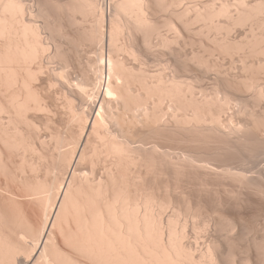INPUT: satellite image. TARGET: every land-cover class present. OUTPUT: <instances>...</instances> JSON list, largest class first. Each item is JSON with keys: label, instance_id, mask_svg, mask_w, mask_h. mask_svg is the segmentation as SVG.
Wrapping results in <instances>:
<instances>
[{"label": "bare ground", "instance_id": "bare-ground-1", "mask_svg": "<svg viewBox=\"0 0 264 264\" xmlns=\"http://www.w3.org/2000/svg\"><path fill=\"white\" fill-rule=\"evenodd\" d=\"M24 1L0 0V176H3L2 178L5 177V179H7L8 177L7 182L6 180H4L8 186L11 182H13V185L17 184V186H15L17 187L15 188V190L17 189L16 191L13 190L14 186L10 184L11 187L13 186V189L9 187L10 190L7 189L6 191L8 192H6L3 191L5 190L3 186H5L6 184L3 183L4 181L3 182L1 181L2 179L0 180L2 182V184L0 185V193L1 195L3 194V192L6 193V195L3 194L4 196H6V198L3 197V195L2 196L0 195V264H264V241L258 242L259 241L258 239L256 240V238H253L255 236L250 237L253 239L249 240V243H247L248 246L244 251H240V250L236 251L238 249H235L237 246V245L235 246L236 240H239V237L241 239L245 235L244 232L242 231H245L246 228L248 227L247 221L249 219L248 217L250 216V214L245 213L243 211V208H245L244 205L256 204L259 210H262L261 207H264L263 206L264 205V143L262 145L263 153L261 157L259 156V158L255 160L254 163L251 164V167L254 171L251 172L254 173L253 174L254 176L252 175L251 177L247 176L245 173H242L240 171H238L240 173L233 172L235 171L233 168L234 166H236L235 165V163H237L236 161L241 160L242 153L246 152L248 146L254 142V141L252 142V139L255 136L252 133L254 131L256 132V130L258 129L261 130V133L263 132L262 128L264 129V119H263L264 116L262 117V119L257 117V119H259L256 120L258 124L257 122H253L254 124L252 123L251 125L250 119H252L253 117L251 118L249 116L250 119L247 117V115H249L250 113L249 114L246 113V106H242L243 103L241 104V107L238 106L239 104L238 101L243 102V99H241L242 97L240 98L238 96H234L235 93L232 94L227 90H225L227 92L223 93L224 94L223 99H221V96H219L218 94L219 92L217 91H215V93L210 94L211 96L212 95L215 96L213 98L211 96L209 97L206 96L208 95L207 93L206 95H202V97H199L201 95H197L198 92L203 94L205 92L204 90L205 87L203 88L200 85L203 82V81L200 82L201 78L198 84L201 86V87L199 86L200 87L199 89L198 86L197 88L195 86L196 84L195 82H197V80L195 79H194L195 81L193 82L195 84H192L191 79L187 78V80L189 79V83L184 85V82H182L184 79L183 75H182L183 79L181 81L175 78L176 75H178L177 76L178 78L179 76H181L179 74L180 72L178 71H177L178 74L175 73L176 74L175 76L173 75L175 70L173 71V74L171 72L173 77L172 79L170 77H169L170 79L168 78V72L172 71L168 69L167 67L168 65L162 66V64L159 63L161 64L162 67L158 65L159 69H157L158 72H156V74H154L156 70L154 69L155 67L149 65L154 69L152 70L154 71V73L151 74L147 72L149 66H147L148 63L146 62V60L149 59L147 58L144 59L142 52L136 50L137 47L135 46V41H136L135 35L136 33L137 34L142 33L143 35H145V37H143L145 44L144 47L147 48V49L145 48V50L153 49L154 45L152 46V35L155 33L154 29H156L155 31L157 32L158 30L157 28H155L156 27L154 26L155 24L152 25V23L155 20L154 18L151 17V15L153 16L154 14L151 9V5H152L151 3L153 2L152 0H119V1L114 0L116 2L114 9H112V7L109 8V6L106 8L105 7L102 8L101 7L102 3L100 2L101 5H99V7H101L100 9L101 16H100V20L98 21H100L101 28L100 26L99 27L95 26V27L96 28L98 27V29L99 30L101 29V31L97 29V31L99 32L94 31V33L96 34L93 33L92 35L89 36L87 34L86 39L84 40H82V33H81V38H80V40H82L83 43L90 41V43L95 46V48L93 49H94V53L96 54L95 56L96 62L93 65L94 66L97 65L98 68L97 71L93 69L95 75L94 74L92 75L95 76L94 80L96 81V83H93L95 81L93 80V78H92L93 81H91L88 75L86 76L88 77L87 79L83 78L85 79V81L83 82H81L78 77H77L78 80L76 82L74 81L72 82L73 77H70L71 73L69 74V72H71L70 68H72L74 64L72 63L71 65V62L69 60L67 61L69 57H64L66 55L65 51L67 49L65 48V44L63 45L64 42L63 39L62 38H61L62 40L60 39V37H62L61 35L62 30H60L59 26L63 24L59 25L61 21L57 23L59 30L57 27L56 30L51 29V26L53 24L50 26V24L52 23V22L50 23L49 21L50 16L53 15L52 13L54 14L56 13L54 12L55 9L53 7L52 8L54 10L52 11V13L50 12L52 9L49 11L46 7L47 6V4H45L46 1H50V0H46L45 3H40L39 2L40 0L39 1L37 0L39 3L36 2L37 4H31V5H27V2ZM114 1H112V3H114ZM157 1L162 2V0H157ZM175 1H176L175 3L172 1L171 3L172 6L173 5L175 6L176 3L178 6V3L180 4L183 0H175ZM251 1H249V5L248 2H246V0L237 1L238 3H240L239 5L243 6V7L240 6L239 11L237 10L236 12L237 14L230 13L229 5L228 4L224 5L225 3L224 2L223 6L219 9H214V7H210L211 5L210 6L205 5L204 7L200 8L199 5L195 3L199 7L198 8L193 4L194 6L193 8L195 9L192 10H195L193 11V14H195V16L189 12L191 11L189 7L184 6L185 8L183 7V9H185V11L184 10L183 12L181 11L182 13L179 11L181 14L177 13L176 16L178 14L180 15V16L178 15L179 17L177 16L178 18L182 16L181 20L186 19V17L192 18L194 16L192 18V22L196 21L197 23L199 21L200 23L198 22V24H202V25L204 24V22H206L207 25L206 24L205 25L209 26L208 29L218 28L220 23H217L218 24L217 25L215 23L216 19L218 18L219 20V17H221L222 19V17L224 16L228 18L227 22L229 27L226 25V28L227 27L230 28L233 26L236 27L239 25L240 26L248 25L249 22H251L252 25L249 24L251 26L249 28L253 27L254 29H249V30H252L251 34H253L252 36L253 40L246 42L244 46L242 45L243 47L235 48L229 45L228 44L229 41L227 43L226 40L225 43L223 44L220 43L222 44L220 46L223 49L225 44H227L228 46L227 48L225 47L226 49L224 48V50L226 53L230 55H232L235 52H238L239 50L242 51L243 50L242 48L244 47H245L244 51L248 48L250 50V52L248 53L253 52V54L251 53L250 55L252 57L254 55L255 58L258 57L257 62L258 63L261 62V64L259 65L263 66L264 60L259 61L262 60L259 58L261 56H263L262 58H264V45H262L264 43L263 42L264 35L261 36L259 35L264 31V0H255V2H251ZM160 2L159 5L161 7H164L166 10H169L170 8V5L168 7L169 0L165 5L163 4L164 0L163 3H161L162 5L160 4ZM250 2L253 3L254 5H252ZM220 3L222 4V2ZM57 4H54L56 5V8H58V6L61 3H59V5ZM181 4L183 5L184 3ZM229 4H230V0H229ZM60 6H62L61 8H64V10L62 9L60 10L65 11L64 13L67 14L69 20L71 19V16H74L72 18L73 20L71 19V21H73L71 23L72 24L74 23V25L77 20V18L75 19L76 15L81 14V18L83 16V21L84 23H86L84 17L87 20L88 14L90 15L92 11L93 12L98 11L97 10L98 5L93 0L90 1L72 0L71 2L68 3H62ZM166 6L168 9L166 8ZM177 6L175 8L176 10L174 9V7H173L174 10L173 9L171 10L177 11V8L179 7ZM48 7H50V4ZM205 7L207 9L209 7L210 8L208 10H205L206 9ZM186 8L189 9L187 10ZM95 12L92 14H95ZM188 12L189 14H191V16L188 14ZM165 13L168 14L167 11H165L164 14ZM174 13H172V15ZM56 16L58 17V15ZM38 17L39 19L40 17L46 19L44 21V25L43 26L41 25L43 29H41L39 25H35L34 23H32L33 21L31 22L32 18L38 19ZM183 17L185 18L183 19ZM54 18L56 19L55 16ZM105 18H108L110 22V26L108 27L109 28L108 32L106 31V28L104 26L105 22H107V20L105 21ZM152 19H154L153 22ZM59 20L60 19H58L57 21ZM187 20L189 19H186V21ZM186 21L184 20L185 28L186 25L188 27V24L195 25V27L197 25L194 22H193L194 24L190 22L191 20L189 21L190 23ZM81 22L82 21L76 24L79 26L81 25L83 26L84 23ZM72 24L71 25L68 24V25L72 26ZM168 27L170 26L168 25ZM192 27L194 30V26ZM73 28L76 29V27H72V29ZM174 28L176 29L177 27L174 26ZM174 28L173 30H175ZM255 28L257 29V31L258 30L259 31L263 30V31L262 32L260 31L261 33L257 35L258 33H256ZM177 29L176 30L179 31V27ZM104 30L106 31V33H108V36L106 35V33H104ZM78 31H81V29L80 30L78 29ZM83 31H86V29L84 28ZM187 34L189 36V33ZM179 35L181 37V33H179ZM64 37L65 35L63 36V38ZM143 38L141 40H143ZM58 39L61 40L62 43L61 41H58ZM69 39H71V37ZM72 39L76 40L74 38ZM176 39L178 40V36ZM80 40L78 39V42H81ZM165 40H163L164 43L161 42L162 40L160 41L162 44H164L162 46V49L168 48L166 43L167 42L169 43V41L168 40L165 41ZM177 40L175 41L177 42ZM78 42L76 41L73 43L77 44ZM197 42L198 41H196V43ZM81 43L79 46H77L79 44L78 43L74 47L76 49L78 47H83L84 44ZM72 45L73 44H71V46ZM160 45L157 48H161ZM164 46L166 48H164ZM174 47H176V45ZM178 48H180L179 45ZM68 51H70V49ZM202 51L204 50L202 49ZM82 52L84 53L85 50H83ZM69 53L67 54L69 55ZM254 53L259 54V56L255 55ZM123 54H125L130 59L131 62L128 61V64L133 63L132 65H139L138 66V68L140 67L139 71H136L137 66L136 67L134 66V68H131L133 67L132 65H130L131 66L130 68L127 67V64L123 62V59L125 57L123 58L120 57V55L122 56ZM177 54L180 55V53ZM245 55L248 56L249 54L245 53ZM83 56H85V54H83ZM176 56L174 57L176 58ZM89 57L92 56L90 55ZM178 57L181 58L182 56L180 55ZM193 57L192 59H194ZM216 57L217 56H215V58ZM59 58L60 59L62 58L61 60H63V58L64 59L67 58L66 60L63 61L65 64L63 71H62L63 65H61L62 67L58 66L59 68L56 67L58 71L61 69L60 72H58L56 68L55 70L54 68L53 69L51 68L52 71L49 76H51L50 78H55L57 80L62 79L60 81V84L62 83V81H66L68 86L67 88L69 90L68 92L73 93V91L74 92L78 91V93L77 92L76 93L78 94V96L80 95L79 98L76 95V93L75 96H77V98L81 100V101L79 100L80 104L78 107V109L81 112L80 114L79 112L77 113L74 111V114L71 115V113H73V109L75 110V108L73 107L74 106L76 107V105L74 104L79 102L77 100L75 101V98H73L74 95L70 94L72 97L68 95V97L72 99V103L75 102L74 104L71 103V99L69 98H66L68 99V101L66 102L68 103L70 100L69 103H71L72 105L70 106L68 103L70 108L69 107L67 108H69V110L72 109L70 111L71 113L70 112L69 113L74 118L73 120L75 122L72 120L73 123H76V126H79L78 129H82L83 131L81 132L78 130L80 132V135L77 141H75V138L72 137H71L72 139L66 138L67 140H63L64 141L63 148L66 147L68 150L66 148L65 149L62 148L63 150L62 156L58 151L59 152L58 157L60 159L59 160L60 163L58 162V165L60 164L58 166V169L60 167L59 171L61 172L62 175H59L60 173L59 172L57 175H55L59 177H55L52 180H47L43 178L40 179L38 178L39 176H37L38 175L37 173H39L37 171L38 170L42 171L41 168L44 169L43 166L45 165L44 163L45 160L50 158L48 157V155H44L41 157V154H44L43 151L46 150L45 148H47V146L41 149L42 153L40 152L39 149V153H38L37 145L40 144L41 146H44L46 143L43 142L42 138L38 135L39 129L37 130V127L39 125L36 126L33 125L32 121L35 119L30 121L29 118H32L30 117L31 116L30 114L33 113L34 111L36 112V113L34 112V115H37L38 114L37 112H42L41 115L43 113L45 114L48 113L49 115L58 114L56 112L54 113L52 110H56L57 108L56 111H58L59 109L58 107L61 103L60 102L61 100L58 99L60 100L58 107H56L57 102L55 104L51 102L52 104H54L53 107L55 106L54 107L55 109H52V106L50 105L51 103L49 102V100L50 99L52 100V98H46L47 97L46 93L44 91H43L44 93L42 92L41 86L43 85L41 84H40L41 86L38 85L41 88L40 90L37 84H39V82L41 81L40 76L44 77L45 74L47 73L46 69L48 67L46 65L50 64L54 60L57 61V59L60 61ZM172 58L173 57H171V59ZM217 60H219V58ZM204 61H206V59ZM185 63L183 64V66L185 65ZM201 63L202 62H200L199 64L201 65ZM34 64H36V67L34 66ZM217 64H219V62ZM32 65L36 69H32ZM83 65L85 64L83 63ZM93 65L92 64L88 65L90 66L89 70L96 67V66L94 67ZM203 65L204 64L201 65L202 68L205 67V66L203 67ZM257 65L258 64L256 63V66ZM50 67H54V66L50 64ZM74 68L75 67H73V69ZM211 68L212 67L210 68L207 67L208 71L213 72ZM133 69H136L135 71L138 73H135ZM232 69L233 68H231V70ZM244 69L246 68H243V70ZM75 70H79V69H75ZM216 70L214 69L215 72ZM263 71L264 69H262V73ZM91 72H89L90 75ZM205 72L206 74L210 73L207 72V70ZM215 72L213 73L215 74ZM231 72L232 71L226 73L223 71L220 74L221 78L223 79L225 75L230 74ZM200 73H204L203 70ZM206 74L204 76L208 75ZM196 75H198V73ZM75 76L77 75L75 74L74 78H76ZM182 76L180 78H182ZM227 76H225L226 78L224 79L225 82L227 80ZM39 77L40 80H38ZM211 77H209V79ZM150 78H153L152 82ZM207 78L208 76L204 78V80L206 81ZM44 79H46V77L43 78L42 81L47 82L48 78L46 80ZM231 79L232 78H230V80ZM37 80L38 82H36ZM246 80L247 81L244 82L241 81L240 84L243 83L242 86L244 90H250L251 92L253 87L252 86L253 81L252 82L250 81V77L249 80L247 78ZM34 81L36 87L35 85H33ZM50 81L48 80L51 86V87L48 86L50 87V89L53 88L54 86L55 88L58 87L57 85L59 83L57 82L59 81L56 82L55 80L54 83H56L57 85L54 86L53 84H51L52 83L51 79ZM237 81L238 80L236 79V83ZM47 83L44 84L46 85L45 91L51 93L53 90L49 92L50 89L47 87ZM229 83L231 82L229 81L228 84ZM62 84L64 85V83ZM226 84L227 82L225 83V85ZM232 84H235V82L234 83L232 82ZM91 85H94V87ZM136 85H138L139 88L135 89ZM222 85L224 86V84ZM95 86L97 87V91H95L97 93L95 94V96L93 95L92 98L96 97V99L94 101L92 100L93 101L92 102L90 100L92 99L91 98L92 94H90V91L93 88L95 89ZM226 87H224V89ZM60 89H66V87L62 88L61 86ZM208 89L211 90V88ZM220 90L222 89L220 88ZM93 91H91V93H95ZM68 92L66 91L64 95L67 96ZM206 92L209 93V91ZM250 92L245 91V93L243 94L248 93L247 95H249ZM55 93L57 94V92ZM43 94L45 95V97L43 96ZM53 94L54 92L52 93V96H54ZM236 94L238 95L239 91ZM253 96L252 99L259 100V102H264V91L260 90L258 95H255L254 97ZM88 98H90L89 103H88ZM243 98L246 99L248 97L244 96ZM46 99H49L47 100L49 103L46 101ZM249 100L250 99L248 98V101ZM249 102L247 104H249ZM237 107H239L238 110L239 113L244 112L242 114L245 113L247 114L245 116L249 119L250 124L248 125H251V127L246 126L247 124L244 125L242 123L244 121L241 122L242 123L241 126L237 125L238 127H233L231 125L225 126L227 124L224 125V122L222 123V121H224L222 120V118L225 119V117H227L228 119L230 117V120H228L230 122H232V119L235 121L234 117H236L237 114L234 117L230 115L231 113L232 114L235 113L233 112V110L237 111L235 110V108L238 109ZM64 111H62V113ZM29 112H30L29 114L30 116L27 117ZM229 112L231 113L229 114ZM4 116H6V120L4 119L5 118ZM207 116L208 117L210 116L209 120L207 119L208 118ZM34 117L35 116H33V118ZM43 122L42 124H44ZM50 122H52V120H50ZM34 123L36 124V121ZM47 123L49 122L47 121ZM48 126L45 127L47 128ZM112 126L114 127L116 126V129L119 127V131L121 130V132H123L126 135V136H122V139L123 137L125 138L124 140H120L119 137L113 133L114 131L111 130ZM252 126L253 128L257 127L256 130H254L255 128L253 129ZM73 128L75 129V127ZM251 128L252 131L250 130ZM43 131H45V129ZM50 132L52 131L50 130ZM121 132L120 135H122ZM90 134L93 135V139L94 137L96 139L98 138L97 139L98 141L94 139V142L97 141L98 143L96 142V144H94L92 143L93 141L90 142V138H92ZM57 135H54V138ZM251 135H253V137ZM259 135L257 136L258 138ZM58 136L55 139L57 141L56 142L57 144H55L56 147L59 145V142H61V144L63 142L60 140L61 138H58ZM84 136L88 138L84 139ZM135 136L139 137L138 138L139 141L137 145L135 143V140L137 141V138ZM152 138L155 140L154 145L149 146V144L150 145L151 143L153 144V142L149 141V140L153 141ZM164 140H166V144L164 143L165 144L164 146H170L171 144V148L169 147V149L166 150L164 147L165 151L163 150L161 151L162 142ZM83 141L85 142V144L82 146V148L80 146H78L79 148L78 147L76 148L77 145L75 146V143L80 145V142ZM67 142L70 143L67 144ZM159 143L161 144V147ZM65 144L69 148L65 146ZM260 144L261 143H259V145ZM70 145H71V149H70ZM72 145H74L75 147L74 146L72 147ZM52 147L53 146H51V148ZM56 147H54V150L52 149L51 150L56 152L57 149L59 150L60 146L58 148ZM185 148L190 149L189 150L190 152L191 150L193 151L191 153L189 152L188 154H184L185 151L188 152V150L187 149L185 150ZM176 150H178V152L182 151V154L177 153ZM33 153L34 155L39 154L40 158L44 160V161L41 160L43 161L42 163L44 164L42 165V167H40L41 166L39 165L40 163L37 162L39 161L38 159L39 157L35 158L36 160H34V158L30 159L34 157ZM27 154L30 156L32 154L33 156L29 157ZM52 156L53 157H51V161H52L51 164L49 163L50 165H48L46 163L48 166L45 165L47 167L45 169L48 174L51 168L53 169V167L55 166L56 159L54 154ZM13 157L15 158L18 157L16 158L17 160L18 159L20 160V158L22 157L21 159L23 160L20 161L22 164L18 162L19 160L17 161L13 159ZM84 158L91 160V165L93 168L91 171L95 178L98 177L95 176L97 173L96 169L97 167H99L98 164L101 165V162H103L104 165L106 166L105 167L103 165L104 167L103 170L104 172L106 171L105 172L106 177L104 179L103 177L99 178L100 179L99 181H97L98 179L96 178L97 180L95 179L96 181H94L92 180L94 177L90 175L86 178L81 177L83 179L81 178L78 179L79 177H76L75 175H78L79 172L77 174H74L73 172V174L71 175V171L73 168L77 166L82 167V165H79V160ZM13 160L18 162V165L20 163V165L17 166V163ZM32 160L33 162H31ZM38 166L40 167V169ZM230 166H232V169L230 168ZM80 167L79 169H81ZM236 169L238 168L236 167ZM29 173L30 175H28ZM33 173L34 174L36 173L35 174L36 177L35 175L33 176ZM83 174L82 176H86ZM79 176H81L80 173ZM91 177L92 179H90ZM193 177L195 178V180L192 183ZM163 178H165L166 181L165 180L162 181ZM218 179H220V183H221V179L222 181L225 179L223 182L225 181L227 182V179L228 181L230 179V183L232 181L234 183L232 184V186L231 184H228V186H226L227 184L226 185L220 184L218 182L219 181ZM213 180H215L214 183L218 182L219 185L222 186L220 187L223 190L222 191L220 189L222 192L221 191L219 192L217 190L218 184L216 183L214 184L212 182ZM6 187L7 186H5V188ZM22 198H24V200L26 201L28 200L29 202L36 203L40 207V214L37 213L38 214L37 216L34 214L33 217L30 214V212L25 211L24 209L25 204H24L23 207H21L20 215L19 216L17 215L18 218L16 217L17 220L15 219L14 216L15 220L13 219L14 221H12L11 218L13 217L10 216L11 208L9 209L7 203H9L10 205L11 203L10 200L17 202V199L20 200ZM17 204L20 203L17 202ZM251 205L248 206V208L252 207ZM166 212L168 213L172 212V213L171 215L170 214L165 215L167 214ZM190 219H198L197 220L198 225L197 224L194 225L196 226V228L200 227L199 225V223H201L200 219L202 221V224L204 221L203 227L199 228L200 231H197L200 233L203 232V234L206 233L205 237L206 236L207 237L204 238L206 241L202 239L204 241V243L202 242L203 244L201 243L202 246H200V243L198 245L196 242L192 243L189 240L188 228H189ZM251 221L252 220H250V223ZM212 225H214V227ZM210 226H212V228L216 227L215 230L219 229L217 231L218 232L220 231L223 235L225 234L228 235H225L226 236L225 238L223 237V235H222L223 238L220 235L218 237L216 231L213 232L215 233L214 236L216 237L211 236V238H208V235L210 233H208L207 235V230L209 229ZM191 228L192 230H195V228L193 227ZM210 230L211 228L208 230V232ZM240 232H242V234L244 235L238 236L241 235ZM193 233L195 235V231ZM194 235L191 237L193 238ZM262 235L263 234H261V236ZM196 241L198 242V240ZM223 243H225L224 244L226 246L225 249L223 248L224 247ZM243 243H245V241L242 242L241 244ZM65 245L70 248L69 250H73L74 254L67 252V250H65L66 248L64 247ZM242 246L241 248L243 249ZM79 257H81L82 260L85 259L86 262L85 260L84 262H82Z\"/></svg>", "mask_w": 264, "mask_h": 264}, {"label": "rangeland", "instance_id": "rangeland-1", "mask_svg": "<svg viewBox=\"0 0 264 264\" xmlns=\"http://www.w3.org/2000/svg\"><path fill=\"white\" fill-rule=\"evenodd\" d=\"M24 1V0H23ZM39 1V0H38ZM37 0H25L24 2H27V5H31V4H37L36 2H38ZM42 1V2H41ZM45 1L46 0H40L39 2L40 3H45ZM53 1H55V2H53ZM57 1V2H56ZM66 1V2H65ZM72 1V0H71ZM70 0H50V1H46V3L45 4H47V9L50 11L51 9V13H52V11L55 9V11L54 12H56L55 14L56 15H58V17L54 14V13H52L53 15H51L50 16V26H51V29H57L58 28V30H59V27H60V30H62V33H64V34H62L61 33V35H62V37H60V36H58V37H60V39L62 38L63 39V45L65 44V48L67 49L66 51H65V49H64V51L66 52H64L63 50V52L66 54L64 57H69L68 59H67V61L69 60L70 62H71V65H72V63L74 64L73 66H72V68H70L71 69V72H69V74L71 75L70 77H73L72 79V82L74 81V82H76L78 79H77V77L79 78V80L81 81V82H83V81H85V79H87L88 77H86L87 75L90 77V79H91V81H93L94 79H95V74H94V71H93V69L94 70H96L97 71V65H93V64H95V56H96V54L94 53V49L93 48H95V46L93 45V44H91L90 43V41H87V42H85V43H83L82 42V40H84V39H86V36H87V34H88V36L89 35H92L93 33H94V31H96V32H99V31H101V29L99 30L98 29V27L100 26V28H101V24H100V21H98V20H100V16H101V7L102 8H106V7H108L109 6V8L110 7H112V9H114V6H115V1L114 0H112V1H114V3H112V1H110V0H93V1H95L96 3H97V5H98V11L97 12H95V14H92V13H94L93 11H92V15H94V16H92L91 14L89 15H87V20H86V18L84 17V20L86 21V23H84V21H83V16H82V18H81V14H78L79 16H80V18H79V16L78 15H76L75 16V19L77 18V20H76V22H75V25H74V23L72 24L71 22H73V21H71V19L74 17V16H71V19L69 20L68 19V16H67V14L66 13H64L65 11H62V10H64V8H61L62 6H60L62 3H68V2H71ZM90 1V0H89ZM99 1V2H98ZM117 1V0H116ZM119 1V0H118ZM153 1V2H152ZM151 2V9H152V12L155 14H153V16L151 15V17L152 18H154V19H152V22H153V20H154V22L152 23V25L153 24H155L154 26H156L155 28H157V30H158V32L157 31H155L156 29H154V36L152 35V46H153V49H151V50H145V48L146 47H144L145 46V44H144V38L143 37H145V35H143L142 33H136V35H135V39H136V41H135V46L137 47L136 48V50H138L139 52H142V54H143V57H144V59H149V60H146V62L148 63L147 64V66H149V65H151V66H153V67H155L154 69H159V66L158 65H160L161 66V64H162V66H167L168 67V69H170V70H172V71H169L168 72V78L170 77L171 79H172V77H173V75L175 76L176 74H178V72H180L179 74L182 76H184V79H183V76H182V78H180L181 76H179V78L177 77L178 75H176L175 76V78H177L179 81H181L182 79H183V81L182 82H184V85H186V84H188L189 83V79H191V83L192 84H195V86H196V88H197V86H198V89L202 86L203 88L205 87V92H204V94L203 93H200V92H198L197 93V95H201V96H199V97H202V95H206V93L208 94V95H206V96H211L210 94H212V93H215V91H217V92H219L218 94H219V96H221V99H223V93H225V92H227V91H229V92H231L232 94L233 93H235L234 94V96H238V97H242L241 99H243V102H241V101H238L239 102V104H238V106L239 107H241V104L243 103V105L242 106H246V113H250L249 115H247L246 113L245 114H242V113H244V112H240L239 113V107H237L238 109H236L235 108V110H237V111H234L233 110V112H235V113H231V112H229V114L231 113V115L230 116H236V114H237V116L236 117H234L235 118V121L232 119V122H230V121H228V120H230V117H229V119L227 118V117H225V119H223L222 118V120H224V121H222V123L224 122V125L225 124H227V125H225V126H229V125H231V126H233V127H238V126H241L242 125V123L244 124V125H246V126H248V127H251V125H252V123L253 122H257L256 120H259V119H257V117L258 118H260V119H262V117L264 116V102H259V100H256V99H252V96L254 95H258L259 94V92H260V90H262V91H264L263 89H264V71H263V73H262V69H264V58H262L263 56H261L259 59H262V60H259V61H263V66H260L259 64H261V62H257L258 60V57H254V55H253V57L250 55L251 53L253 54V52H251V53H248V52H250V50L247 48L246 50H249V51H244V49H245V47L244 48H242L243 50V52L242 51H238V52H235V53H233L232 55H230V54H228V53H226L225 52V50H224V48L226 47L227 48V44H225V46L223 47V49L221 48V46L220 45H222L223 43H225V40H226V42L228 43V41H229V45H231V46H233V47H243L245 44H246V42H249L250 40H253V38H252V36H253V34H251L252 33V30H249V29H254L253 27L252 28H249V27H251L250 25H252V23L251 22H249V24L248 25H239L240 26V28H239V26H236V27H230V28H228L229 26H228V18H226V16H224V17H222V19H221V17H219V20H218V18L216 19V24L217 23H220L219 24V27L221 28H211V29H208L209 28V26H206L207 24H206V22H204V24L202 25V24H198V22L196 23V21H193L194 23H196L197 25H196V27H195V25H190V24H188V27H187V25H186V28H185V26H184V24H185V22H184V20L186 21V19H189V20H187L186 22H189L190 20V22H192V18L195 16V14H193V11H195V10H192V9H195V8H193L194 6H196V7H198L196 4H198L199 5V7L200 8H202V7H204L205 5H208V6H210V7H214V9H219V8H221L222 6H223V3H224V5L226 4H228L229 5V12L230 13H232V14H235L236 12H237V10L239 11L240 9V6L241 7H243L242 5H239L240 3H238L237 1H239V0H230V4H229V0H226L227 1V3H226V1L225 0H203V1H201V0H197V2H196V0H183L181 3H184L183 5L181 4H179L178 3V6H177V3H176V5L174 6H172L171 5V3H172V1L175 3L176 1L175 0H169V4H168V7H169V5H170V8H169V10H166L164 7H161L160 5H159V2L160 1H157V0H152ZM171 1V2H170ZM189 1V2H188ZM195 1V2H194ZM214 1V2H213ZM222 2V4L220 3V2ZM236 3H234V2ZM249 1H251V0H249ZM249 1H247L246 0V2H248V5H249ZM31 2V3H30ZM38 2V3H39ZM50 2V3H49ZM100 2L102 3V5L100 4ZM111 4H114V5H111ZM150 2V1H149ZM168 2V0L167 1H165L164 0V3H163V0H162V2H160V4L161 3H163L164 5L166 4ZM211 2V3H210ZM212 2H213V4H212ZM218 2V3H217ZM251 2H255V0L254 1H251ZM250 2V3H251ZM57 4V5H59V3H61L59 6H60V8H59V6H58V8H56V5H54V4ZM99 3V4H98ZM108 5H107V4ZM196 3V4H195ZM202 3V4H201ZM206 3V4H205ZM238 3V4H237ZM49 4H50V7H48L49 6ZM52 4V5H51ZM106 4V5H105ZM110 4V5H109ZM157 4V5H156ZM193 4H194V6H193ZM252 5H254L253 3H251ZM250 4V5H251ZM64 5V4H63ZM99 5H101V7H99ZM159 5V6H158ZM162 5V4H161ZM190 5H191V7H190ZM201 5H203V6H201ZM216 5V6H215ZM153 6V7H152ZM176 6L178 7L177 8V11H173L175 8H176ZM189 7L190 9H191V11H189L192 15H194L192 18L191 17H186V19H184L185 17H183V19L184 20H181L182 19V16L180 17V18H178L180 15L179 14H181L182 12H183V10L185 11V9H183V7ZM54 9H53V8ZM159 7V8H158ZM173 7H174V9H173ZM184 7V8H185ZM198 7V8H199ZM209 7V8H210ZM235 7V8H234ZM166 8H167V6H166ZM189 8H186L187 10L189 9ZM206 8V7H205ZM208 8V9H209ZM58 9V10H57ZM60 9H62V10H60ZM154 9V10H153ZM158 9H160V10H158ZM168 9V8H167ZM171 9H173V10H171ZM204 9V8H203ZM207 8L205 9V10H208ZM234 9V10H233ZM176 10V9H175ZM186 10V11H187ZM198 10V9H197ZM200 10V9H199ZM59 11H61V12H59ZM165 11H167L168 12V14L167 13H165L164 14V12ZM181 13H180V12ZM201 11V10H200ZM203 11V10H202ZM235 11V12H234ZM171 12V13H170ZM174 12H176V13H174ZM189 12H188V14H189ZM58 13V14H57ZM59 13H60V15H59ZM96 13H97V15H96ZM172 13H174L173 15H172ZM177 13H179L177 16H176V14ZM61 14H63V15H61ZM98 14H99V17H98ZM159 14V15H158ZM186 14H187V12H186ZM191 14H189L190 16H191ZM237 14V13H236ZM189 15H187V16H189ZM53 16V17H52ZM54 16L56 17V19L54 18ZM61 16H62V18H61ZM63 16H64V18H63ZM66 16V17H65ZM90 16V17H89ZM185 16V15H184ZM70 17V16H69ZM92 17H94V18H92ZM92 18V19H91ZM170 18H171V20H170ZM176 18V19H175ZM36 19V20H35ZM58 19H60L59 21H57ZM97 19V20H96ZM46 19H43L42 17H40V19H39V17H38V19L37 18H32L31 19V22L32 23H34L35 25H39L40 26V28L41 29H43L42 28V26L44 25V21H45ZM65 20V21H64ZM70 22H69V21ZM73 20V19H72ZM78 20H79V22L80 21H82L83 23H84V27L81 25V26H79V25H77L79 22H78ZM92 20H93V22H92ZM94 20H95V22H94ZM107 20V22H105V28H106V31L108 32V30H109V26H110V22H109V19L108 18H105V21ZM43 21V22H42ZM56 21V22H55ZM61 21V22H60ZM64 21V22H63ZM68 21V22H67ZM59 23V25H61V24H63V25H61V26H59L58 27V24L56 25V24H54V23ZM66 22V23H65ZM78 22V23H77ZM81 22V23H82ZM99 22V23H98ZM109 22V23H108ZM172 22V23H171ZM178 22V23H177ZM189 22V23H190ZM192 22V23H193ZM203 22V21H202ZM201 22V23H202ZM65 23V24H64ZM77 23V24H76ZM90 23V24H89ZM92 23V24H91ZM106 23H107V26H106ZM193 23V24H194ZM200 23V22H199ZM68 24H72V26H70V25H68ZM87 24H89L90 25V27H89V25H87ZM163 24V25H162ZM206 24V25H205ZM42 25V26H41ZM77 25V26H76ZM91 25H93V26H91ZM161 25H162V27H161ZM168 25L170 26V27H168ZM218 25V24H217ZM226 25L228 26L227 28H226ZM63 26V27H62ZM71 28H70V27ZM95 26H98L97 28L95 27ZM153 26V27H154ZM159 26H160V28H159ZM172 26H173V28H174V26L175 27H179V31H177L175 28V30H173V28H172ZM192 26H194V30H193V27ZM204 26V27H203ZM206 26V27H205ZM254 26V25H253ZM57 27V28H56ZM72 27H76V29L75 28H73L72 29ZM181 27H182V29H181ZM246 27V28H245ZM84 28L86 29V31H83L84 30ZM162 28V29H161ZM185 28V29H184ZM192 28V29H191ZM197 28H199V29H197ZM236 28V29H235ZM244 28V29H243ZM78 29L80 30L81 29V31H78ZM97 29L99 30V31H97ZM166 29V30H165ZM172 29V30H171ZM191 29V30H190ZM243 29V30H242ZM247 29V30H246ZM256 29V28H255ZM170 30V31H169ZM184 30V31H183ZM203 30H205V31H203ZM208 30V31H207ZM214 30V31H213ZM229 30V31H228ZM43 31H45V30H43ZM66 33H65V32ZM77 31H78V33H77ZM106 31L104 30V33H106ZM160 31V32H159ZM165 31H167V32H165ZM174 31V32H173ZM196 31V32H195ZM201 31V32H200ZM219 31V32H218ZM224 33H223V32ZM249 31V32H248ZM261 32L263 31V30H260ZM259 30L257 31V29H256V33H258L257 35H259L261 32H260ZM74 32H75V34H74ZM157 32V33H156ZM163 32V33H162ZM191 32H192V34H191ZM213 32V33H212ZM81 33H82V40H80V38H81ZM84 33V34H83ZM168 33V34H167ZM173 33H176V34H173ZM179 33H181V37H180V35H179ZM187 33H189V36H188V34ZM210 33V34H209ZM226 33V34H225ZM59 34V33H58ZM94 34H96V33H94ZM142 34V35H141ZM160 34V35H159ZM202 34V35H201ZM218 34V35H217ZM228 34V35H227ZM244 34H245V36H244ZM246 34H248V35H246ZM60 35V34H59ZM65 35V37L63 38V36ZM106 35L108 36V33H106ZM221 35V36H220ZM226 35V36H225ZM261 35H264V31L259 35V36H261ZM67 36H68V39H67ZM71 37V39H69L70 37ZM165 36V37H164ZM174 36V37H173ZM176 36V37H175ZM177 36H178V40L176 39L177 38ZM204 36V37H203ZM211 36V37H210ZM214 36V37H213ZM235 36V37H234ZM242 36V37H241ZM248 36H250V37H248ZM78 37V38H77ZM171 37V38H170ZM189 37V38H188ZM213 37V38H212ZM225 37H227V38H225ZM239 37V38H238ZM65 38H66V40H65ZM72 38H74V39H76V40H73ZM143 38V40H141ZM181 38H183V39H181ZM188 38V39H187ZM196 38V39H195ZM215 38V39H214ZM220 38V39H219ZM225 38V39H224ZM231 38V39H230ZM241 38V39H240ZM243 38V39H242ZM250 38V39H249ZM252 38V39H251ZM61 39V40H62ZM78 39L82 42H78ZM160 39V40H159ZM168 40L169 41V43L171 44H169L168 42L166 43L167 44V47L169 48H166L165 46H166V44H165V46H164V48H166V49H162V46L164 45V44H162L161 42H163L164 43V41L163 40ZM172 39V40H171ZM224 39V40H223ZM229 39V40H228ZM61 40H59L58 39V41H61ZM68 40H70V41H68ZM162 40V41H161ZM165 40V41H166ZM175 40H177V42L175 41ZM181 40V41H180ZM185 40H187V41H185ZM206 40H207V42H206ZM215 40V41H214ZM237 40V41H236ZM245 40V41H244ZM78 42L77 44H74L73 42ZM161 41V42H160ZM172 41V42H171ZM196 41H198L197 43H196ZM242 41V42H241ZM68 42V43H67ZM158 42V43H157ZM240 43V44H238V43ZM264 42V41H263ZM61 43H62V41H61ZM80 43L81 44H84V46L83 47H78L77 49L74 47L75 45H77V46H79L80 45ZM156 43V44H155ZM160 43H161V45H160ZM181 43V44H180ZM220 43H222V44H220ZM232 43H233V45H232ZM236 43V44H235ZM244 43V44H243ZM71 44H73L72 46H71ZM90 44V45H89ZM183 44V45H182ZM186 44V45H185ZM190 44V45H189ZM200 44V45H199ZM213 44H215V45H213ZM68 45V46H67ZM142 45V46H141ZM156 45H158V46H156ZM159 45H160V47L161 48H157V47H159ZM170 45V46H169ZM176 45V47H174ZM178 45L180 46V48H178ZM185 45V46H184ZM194 45H195V47H194ZM217 45V46H216ZM243 45V46H242ZM262 45H264V43L262 44ZM76 46V47H77ZM156 46V47H155ZM231 46H229V47H231ZM64 47V46H63ZM87 47V48H86ZM71 48H73V49H71ZM138 48H141L142 50H144V51H142L141 49H138ZM155 48V49H154ZM192 48V49H191ZM225 48V49H226ZM63 49V48H62ZM70 49V51L72 52H70V51H68ZM87 49V50H86ZM147 49V48H146ZM177 49V50H176ZM180 49V50H179ZM183 49V50H182ZM186 49V50H185ZM188 49V50H187ZM202 49L204 50V51H202ZM221 49V50H220ZM73 50V51H72ZM83 50H85V52L83 53L82 51ZM141 50V51H140ZM174 50V51H173ZM175 50H176V52H175ZM197 50V51H196ZM92 51V52H91ZM162 51V52H161ZM168 51V52H167ZM183 53H182V52ZM188 51H189V53H188ZM194 52V53H192V52ZM206 51V52H205ZM222 51V52H221ZM70 52V53H69ZM77 52V53H76ZM87 52V53H86ZM171 52H173V53H171ZM175 52V53H174ZM187 52V53H186ZM200 52V53H199ZM225 52V53H224ZM67 53H69V55L67 54ZM82 53V54H81ZM90 53H93V54H90ZM161 53V54H160ZM168 53V54H167ZM171 53V54H170ZM177 53H180V55L182 56L181 58L180 57H178V56H180L179 54H177ZM191 53V54H190ZM196 53H198V54H196ZM212 53V54H211ZM245 53L246 54H249L248 56H246L245 55ZM72 54V55H71ZM79 54V55H78ZM83 56V54H85V56H81V55ZM86 54H88V55H86ZM95 54V55H94ZM157 54V55H156ZM189 54V55H188ZM208 54V55H207ZM210 54V55H209ZM220 54V55H219ZM236 54V55H235ZM255 55H258L259 56V54H257V53H254ZM68 55V56H67ZM92 56V57H89V56ZM124 55V56H123ZM122 56L120 55V57H125L124 59H123V62L124 63H126L127 64V67H131L130 65H132L133 63H129L128 64V61L129 62H131L130 61V59L125 55V54H123ZM156 55V56H155ZM167 55H169V56H167ZM172 55V56H171ZM177 55V56H176ZM184 55V56H183ZM185 55H187V56H185ZM191 55V56H190ZM194 57H193V56ZM205 55V56H204ZM225 55H226V57H225ZM262 55V54H261ZM81 56V57H80ZM166 56V57H165ZM174 56H176V58L174 57ZM189 56V57H188ZM208 56V57H207ZM215 56H217L216 58H215ZM224 56V57H223ZM237 56V57H236ZM246 56V57H245ZM75 57H76V59H75ZM81 59H80V58ZM85 57V58H84ZM171 57H173L172 59H171ZM186 57V58H185ZM192 57L194 58V59H192ZM200 57V58H199ZM71 58V59H70ZM185 63V60H186V63H185V65L184 66H186V67H184L183 66V62L180 60V59ZM210 58V59H209ZM214 58V59H213ZM219 58V60H217ZM60 59V58H59ZM62 59V58H61ZM60 59V61L57 59V61L56 60H54V61H52L50 64L52 65V66H54V67H50V64H47L46 66L48 67H46L47 69V73H46V71H45V76L44 77H42V76H40L41 77V81L40 82H42V83H40L39 82V84H37V86L38 85H43V86H41L42 87V92L44 91L45 93H46V98H52V100L50 101L49 99H46V101L47 100H49V102L51 103H56L57 102V105H56V107H58V105H59V103H60V105H59V109H64V110H67V111H64V110H59L58 109V111H56L57 110V108H56V110H52L54 113L56 112V113H58L57 115L56 114H54V115H56V116H54L52 113H50V114H52L53 115V117H52V115H49L48 113H43L42 115H41V113L42 112H37L38 114L37 115H34V112L33 111H31V112H33V113H31L30 114V112L28 113V115H27V117L28 116H30V117H32V118H29L30 119V121L31 120H33V119H35V120H33L32 122H33V125H39L38 127H37V130L39 129V136L42 138V140H43V142H45L46 144L44 145V146H41L40 144H38L37 146H38V153H39V149H40V152L42 153V150L41 149H43V148H45L46 146H47V148H45L46 150L45 151H43V153L44 154H41V157L42 156H44V155H48V157H50V158H46L47 160H45V165H50L51 164V157H53L52 155L54 154V156H55V166L53 167V169L51 168V170H50V172H49V174L46 172V169L45 168H47L42 162L44 161L43 159H41L40 158V155L39 154H35L34 155V153H33V155H34V157H32V158H30V159H33L34 158V160H36L35 158H37V157H39L38 159H39V161H37L38 163H40L39 165H41L40 167H42V165H44L43 167H44V169H42L41 168V170L42 171H40V170H38L37 172H39V173H37L38 175L37 176H39L38 178H40V179H47V180H52V179H54L55 177H59V176H55V175H57L60 171V167H59V169H58V166L60 165H58V162H59V152H60V155L62 156V154H63V150H62V148H63V144H64V141L63 140H67V139H72V138H75V141H77V139L79 138V135H80V132L79 131H83L82 129H78V127L79 126H76V123H73V116H71L72 114H74V111L75 112H79V114L81 113L80 112V110L78 109V107H79V104H80V99H78L79 98V96H78V91H76V92H74L73 91V93L71 92H68L69 90H68V86H67V83H66V81H62V83H64V85L61 83L60 84V81L62 80V79H55V78H50L51 76H49L50 74H51V71H52V69L54 68V70H55V68L57 67V68H59L61 65H63V67H62V71H63V68H64V66H65V64H64V60H66V59H64L63 58V60H61ZM121 59V58H120ZM129 59V60H128ZM176 59V60H175ZM188 59V60H187ZM191 61H190V60ZM200 59V60H199ZM206 59V61H204ZM212 59V60H211ZM247 61H246V60ZM254 59V60H253ZM256 59V60H255ZM85 60H87V61H85ZM89 60H91V61H89ZM127 60V61H126ZM160 60V61H159ZM168 60V61H167ZM178 60V61H177ZM195 60V61H194ZM199 60V61H198ZM203 60V61H202ZM210 60V61H209ZM217 60V61H216ZM223 60V61H222ZM235 60V61H234ZM251 60V61H250ZM75 61V62H74ZM82 61V62H81ZM154 61V62H153ZM157 61V62H156ZM166 61V62H165ZM177 61V62H176ZM180 61V62H179ZM192 61H193V64H192ZM249 61V62H248ZM256 61V62H255ZM54 62V63H53ZM56 62V63H55ZM63 64H62V63ZM92 62V63H91ZM94 62V63H93ZM188 62V63H187ZM197 62V63H196ZM200 62H202L201 63V65L202 64H204L203 65V67L204 68H202L201 67V65L199 64ZM210 62V63H209ZM215 62V63H214ZM219 62V64H217ZM224 62V63H223ZM228 62H230V63H228ZM233 62H235V63H233ZM253 62V63H252ZM54 65H53V64ZM59 63H61V64H59ZM79 65H78V64ZM83 63L85 64V65H83ZM151 63H153V64H151ZM159 63H161V64H159ZM194 63H196V64H194ZM223 63V64H222ZM227 63V64H226ZM239 63V64H238ZM245 63V64H244ZM247 63V64H246ZM250 63V64H249ZM255 63V64H254ZM256 63L258 64L257 66H256ZM90 65V64H92L95 68H92L91 70H89V67L90 66H88V65ZM175 64H178V65H175ZM191 64V65H190ZM199 64V65H198ZM208 64V65H207ZM241 64V65H240ZM57 65V66H56ZM172 65V66H171ZM211 65V66H210ZM213 65V66H212ZM220 65V66H219ZM226 65V66H225ZM34 66L36 67V64H34ZM33 65H32V69H36L35 67H34ZM59 66V67H58ZM85 66H87L88 67V69H87V67H85ZM93 66H91V67H93ZM133 67H131V68H134V66L136 67V69H133L134 71L136 70V71H139V69H140V67L138 68V66L139 65H132ZM156 66H158V67H156ZM161 66V67H162ZM169 66H170V68H169ZM193 66H194V68H193ZM199 66V67H198ZM236 66V67H235ZM243 66H246V67H243ZM34 67V68H33ZM73 67H75L74 69H73ZM78 67V68H77ZM82 67V68H81ZM160 67V68H161ZM166 67V68H167ZM179 67H181V68H179ZM197 67V68H196ZM207 67H212L211 69L213 70V72H215L214 71V69L216 70V72H215V74L212 72V71H208V69H207ZM223 67V68H222ZM227 67V68H226ZM235 67V68H234ZM238 67H240V68H238ZM259 67V68H258ZM263 67V68H262ZM50 68V69H49ZM52 68V69H51ZM57 68H56V70H57ZM183 68V69H182ZM185 68V69H184ZM187 68H189V69H187ZM200 68V69H199ZM206 68V69H205ZM214 68V69H213ZM231 68H233L232 70H231ZM243 68H246V69H244L243 70ZM248 68V69H247ZM75 69H79V70H75ZM81 69V70H80ZM146 69H147V67H146ZM151 71H150V70ZM152 67H150L149 66V68H148V73H154V71H152V70H154ZM191 69V70H190ZM194 71H193V70ZM203 70V72L204 73H200V72H202V70ZM223 69H225V70H223ZM237 69V70H236ZM259 69H261V70H259ZM61 70V69H60ZM60 70L58 71V72H60ZM73 70V71H72ZM155 70V73L154 74H156V72H158V70L156 71ZM176 72H175V71ZM186 70V71H185ZM199 70H201V71H199ZM207 70V72H210L209 74L211 75V76H213V77H211L208 73V75L206 74V71ZM210 70V69H209ZM219 70H220V72H219ZM246 70H247V72H246ZM70 71V70H69ZM79 71V72H78ZM91 71H93V72H91ZM95 71V72H96ZM135 71V73H138V72H136ZM173 71H174V74H173ZM178 71V72H177ZM188 71V72H187ZM192 71V72H191ZM226 72V73H229V71H232L230 74H227V75H225V76H227V80H226V82H227V84L225 85V80L224 79H226L225 78V76L223 77V75H222V77H223V79L221 78V73L222 72ZM238 71H241V72H238ZM242 71H243V73H242ZM245 71V72H244ZM74 72V73H73ZM89 72H91V75H90V73ZM171 72H172V74H171ZM195 72V73H194ZM218 72H219V74H218ZM263 74H261V73ZM176 73V74H175ZM182 73V74H181ZM190 73V74H189ZM198 73V75H196ZM200 73V74H199ZM213 73V74H212ZM225 73V74H226ZM233 73H235V74H233ZM246 73V74H245ZM256 73V74H255ZM77 75V76H75L76 78H74V75ZM81 74V75H80ZM84 74V75H83ZM92 74H94V75H92ZM169 74H171V75H169ZM207 75L208 76V78H207V80L205 81L204 80V78H206L207 76H204V75ZM240 74V75H239ZM242 74H243V77H242ZM259 74V75H258ZM201 75H203V76H201ZM218 75V76H217ZM238 75V76H237ZM250 75V76H249ZM85 76V77H84ZM190 76V77H189ZM197 76V77H196ZM220 76V77H219ZM235 76V77H234ZM250 77V81L252 82L253 81V84H252V91L250 92V90H244V88H243V83L242 84H240L241 83V81H247L246 80V78L249 80V77ZM254 76H257V77H254ZM40 77H39V79L38 80H40ZM46 77V79H47V82H48V80L50 81V79L52 80V83L51 84H53V86L54 85H57L56 83H54L55 82V80H56V82L57 81H59V82H57V83H59L61 86H62V88H65L66 87V89H60L61 88V86L58 84L57 86L59 87H56L55 88V86L53 87V88H51L50 89V84H49V82L47 83V82H45V83H47V87L48 86H50V87H48L50 90H49V92L51 91V90H53L51 93H48L47 91H45V89H46V85H44L45 83L42 81V79L43 78H45ZM186 77V78H185ZM199 77V78H198ZM202 77H204V78H202ZM209 77H211L210 79H212V80H210L209 79ZM214 77H215V79H214ZM236 77H238V78H236ZM259 77V78H258ZM261 77V78H260ZM81 78H82V80H81ZM83 78H85V79H83ZM92 78H93V80H92ZM169 78V79H170ZM187 78H189L188 80H187ZM192 78H193V81H192ZM200 78H201V80H200ZM230 78H232L231 80H230ZM46 79H44V80H46ZM151 79V82H152V79L153 78H150ZM149 79V80H150ZM197 80V82H195V83H193L195 80ZM209 79V80H208ZM214 79V80H213ZM236 79L238 80L237 81V83H236ZM244 79V80H243ZM256 79V80H255ZM38 80L36 81V82H38ZM199 80H200V82H202L200 85H198L199 84ZM260 80V81H259ZM95 81V80H94ZM222 81V82H221ZM231 82V83H229L228 84V82ZM240 81V82H239ZM51 82V81H50ZM90 82V81H89ZM153 82H155V81H153ZM205 82V83H204ZM225 82V83H224ZM232 82L234 83L235 82V84H232ZM44 83V84H43ZM93 83H96V81L95 82H93ZM209 83V84H208ZM216 84V85H215ZM222 84H224V86L222 85ZM237 84V85H236ZM241 86H240V85ZM33 85H35V87H36V84H35V81H34V83H33ZM208 85V86H207ZM219 85V86H218ZM221 85H222V87H221ZM236 85V86H235ZM259 85H260V87H259ZM64 86V87H63ZM91 86H93L94 87V85H91ZM200 86V87H199ZM206 86H207V89H206ZM214 86V87H213ZM226 86H228V87H226ZM230 86H231V88H232V90H231V88H230ZM212 87H213V89H212ZM219 87V88H218ZM224 87H226L225 89H224ZM234 87V88H233ZM241 87V88H240ZM38 88L41 90V88L38 86ZM54 88H55V90H54ZM137 88H139L138 87V85H136V88L135 89H137ZM208 88H211V90H209ZM216 88H218V89H216ZM220 88L222 89V90H220ZM236 88V89H235ZM240 88V89H239ZM259 88V89H258ZM44 89V90H43ZM91 89H92V87H91ZM197 89V90H198ZM233 89H235V90H233ZM69 93H67V96H65L64 94H65V92L66 91ZM94 90V91H93ZM225 90H227V91H225ZM239 91V94L237 95L236 93H238V91ZM240 90H241V93H240ZM65 91V92H64ZM91 91H93V92H95V91H97V87L95 86V89L93 88ZM91 91H90V94H92L91 95V98H92V96L94 95L95 96V94L97 93V92H95V93H91ZM199 91V90H198ZM206 91H209V93L208 92H206ZM211 91V92H210ZM212 91H214V92H212ZM221 91H222V93H221ZM237 91V92H236ZM244 91V92H243ZM245 91L246 92H250L249 93V95H250V97H249V95H247V94H243V93H245ZM259 91V92H258ZM43 92V93H44ZM54 92V96L57 98H55L54 96H52V93ZM55 92H57V94L55 93ZM60 92V93H59ZM197 92V91H196ZM243 92V93H242ZM255 92V93H254ZM75 93H76V95L78 96V98H77V96H75ZM80 93V92H79ZM48 94V95H47ZM50 94V95H49ZM74 95L73 96V98H75V101L77 100V101H79L78 103H72V99L70 98V97H72L71 95ZM217 94V93H216ZM215 94V95H216ZM242 94V95H241ZM61 97H60V96ZM68 95H70V97H68ZM241 95V96H240ZM43 96L45 97V95L43 94ZM48 96H50V97H48ZM218 96V97H219ZM248 97L250 100L249 101H251V102H249L248 101V98H243V97ZM253 96V97H254ZM54 97V98H53ZM212 98L213 97H215L214 95H212L211 96ZM61 98H63V99H61ZM66 98H69V99H71V103L72 104H74V105H76V107L74 106L73 108H75V110L73 109V113H71L70 111L72 110H69V108H70V106H72L71 105V103H69L70 102V100H69V105H68V103L66 102V101H68V99H66ZM220 98V97H219ZM54 99H56V100H54ZM58 99H60V100H58ZM89 99L90 98H88V103H89ZM96 99V97H94V98H92V99H90L91 101L93 100H95ZM55 101V102H54ZM60 101V102H59ZM65 103H64V102ZM92 101V102H93ZM249 102V104H247L248 102ZM255 101V102H254ZM48 102V101H47ZM48 102V103H49ZM244 102H245V104H244ZM253 102V103H252ZM259 102V103H258ZM50 104L51 106H52V109H55L54 107H53V105L54 104ZM64 103V104H63ZM91 103V102H90ZM256 103V104H255ZM254 104V105H253ZM251 107H250V106ZM255 106V107H253V106ZM249 108H248V107ZM261 106V107H260ZM67 107H69V108H67ZM260 107V108H259ZM252 108V109H251ZM254 108V109H253ZM261 108H263V109H261ZM249 109H251V110H249ZM255 109H257V110H255ZM259 109H261V110H259ZM78 110V111H77ZM255 112H254V111ZM60 111V112H59ZM62 111H64L63 113H62ZM253 111V112H252ZM261 111V112H260ZM68 112V113H67ZM71 113V115H70V113ZM36 113V112H35ZM240 115H239V114ZM258 115H256V114ZM262 113V114H261ZM30 114V115H29ZM32 114H33V116H35L34 118H33V116H32ZM60 114H62V115H60ZM64 114H65V116H64ZM255 114V115H254ZM42 117H41V116ZM45 115V116H44ZM48 115V116H47ZM68 115V116H67ZM244 115V116H243ZM245 115H247V117L250 119V117L253 119V120H255V121H253L252 119H250V123H251V125H248V124H250L249 123V119L245 116ZM252 115H254V116H252ZM262 115V116H261ZM38 116V117H37ZM58 116H60V117H58ZM63 116V117H62ZM75 116H76V114H75ZM243 116V117H242ZM250 116V117H249ZM5 118V120H6V116H4ZM71 117H72V119H71ZM208 117V116H207ZM241 118V120H240V118ZM41 118V119H40ZM44 118V119H43ZM243 118H245V119H243ZM247 118V119H246ZM63 119V120H62ZM208 120L210 119V116L207 118ZM227 119V120H226ZM239 119V120H238ZM264 119V118H263ZM50 120H52V122H50ZM66 120H67V122H66ZM71 120V121H70ZM73 120V121H72ZM238 120V121H237ZM248 120V121H247ZM36 121V124L34 123ZM44 121V122H43ZM47 121L49 122V123H47ZM234 121V122H233ZM242 121H244V122H242ZM246 121H247V123H246ZM42 122L44 123V124H42ZM62 122V123H61ZM69 122V123H68ZM70 122H71V124H70ZM75 122V121H74ZM242 122V123H241ZM263 122V121H262ZM54 123V124H53ZM231 123V124H230ZM234 123V124H233ZM235 123H236V125H235ZM49 126H48V125ZM56 124V125H55ZM64 126H63V125ZM73 124V125H72ZM254 124V123H253ZM257 124H258V122H257ZM238 125V126H237ZM45 126H48L47 128L45 127ZM57 126V127H56ZM72 126V127H71ZM254 126V125H253ZM253 126H252V128H253ZM42 127V128H41ZM44 127V128H43ZM54 127H55V129H54ZM62 127H64V128H62ZM68 127V128H67ZM73 127H75V129L73 128ZM50 128V129H49ZM53 128V129H52ZM61 128V129H60ZM252 128L250 129L251 131H252ZM255 128V127H254ZM253 128V129H254ZM257 128V127H256ZM256 128L254 129V130H256ZM259 128H262V127H259ZM28 129V128H27ZM45 129V131H43ZM67 129V130H66ZM32 130H34V129H32ZM50 130L52 131V132H50ZM54 130V131H53ZM60 130V131H59ZM79 130V131H78ZM112 131H114L113 133L114 134H116L118 137H119V139L120 140H124L125 138L123 137V139H122V136H126L123 132H121V130L119 131V127L116 129V126L114 127V126H112V129H111ZM253 130V131H254ZM259 130V131H258ZM258 130H256V132L254 133H252L255 137H257L260 133H261V130L260 129H258ZM27 131V130H26ZM29 131H30V129H29ZM58 131V132H57ZM250 131V132H251ZM262 133L259 135V138L257 137V138H253L252 139V144H251V142H250V144L251 145H249L248 146V148H247V150H246V152H244V153H242V158H241V160H238V161H236L237 163H235V165L236 166H234V170L235 171H233V172H236V173H240V172H242V173H245L247 176H250L251 177V175L252 176H254L253 174L254 173H252L251 171H253V169H252V167H251V164L252 163H254V161L255 160H257L258 158H259V156L261 157V155H262V153H263V151H262V145H263V143H264V129L262 128ZM32 132V131H31ZM49 132V133H48ZM64 132V133H63ZM69 132V133H68ZM72 132V133H71ZM100 132H101V130H100ZM120 132H121V134L122 135H120ZM260 132V133H259ZM37 133H38V131H37ZM59 135H57V134ZM67 133V134H66ZM77 133V134H76ZM146 133V132H145ZM256 133H259V134H256ZM47 134V135H46ZM51 134V135H50ZM66 134V135H65ZM74 134V135H73ZM101 134V133H100ZM54 135H57L58 136V138H61L60 140L61 141H63L62 142V144H61V142H59V145L56 147V145L55 144H57L56 142V138H57V136H55V138H54ZM62 135V136H61ZM65 135V136H64ZM91 135V134H90ZM253 135H251L252 137H253ZM44 136V137H43ZM85 136H86V134H85ZM84 136V139H87L86 137ZM98 136V135H97ZM121 136V137H120ZM70 137V138H69ZM72 137V138H71ZM91 137L92 138H90V136H89V138H90V142L91 141H93L92 143H94V144H96V142L98 141L95 137H94V139H96L97 141H95L94 142V139H93V135H91ZM136 137V136H135ZM151 137V136H150ZM46 138V139H45ZM49 138V139H48ZM52 138V139H51ZM67 138V139H66ZM137 138V141L135 140V143H136V145H137V143H138V138L139 137H136ZM45 139V140H44ZM153 139V138H152ZM51 140V141H50ZM263 140V141H262ZM49 141V142H48ZM141 141V140H140ZM150 142H153V144L151 143V145L149 144V146H152V145H154V139H153V141L152 140H149ZM165 141V142H164ZM163 142H162V148H161V151L163 150V151H165V149L166 150H168L169 149V147L171 148V144H170V146H164L165 144H166V140H164ZM256 141V142H255ZM149 142V143H150ZM158 142V141H157ZM70 142H67V144H69ZM98 143V142H97ZM160 143H161V141H160ZM159 143V144H160ZM165 143V144H164ZM168 143V142H167ZM259 143H261L260 145H259ZM50 144H51V146H53L52 148H51V146H50ZM85 144V142L83 141V142H80V145L79 144H77V143H75V146H76V148L78 147V146H80L81 148H82V146ZM169 144V143H168ZM167 144V145H168ZM41 147H40V146ZM255 145V146H254ZM60 146V147H59ZM65 146H67L66 144H65ZM64 146V147H65ZM74 145H72V147H73ZM74 146V147H75ZM257 146V147H256ZM261 146V147H260ZM54 147H56V148H58L59 147V150L57 149H55L56 150V152L55 151H52V150H54ZM68 147V146H67ZM160 147H161V144H160ZM164 147H165V149H164ZM173 147V146H172ZM66 148V147H65ZM65 148H63V149H65ZM69 148V147H68ZM79 148V147H78ZM178 148V147H177ZM49 149V150H48ZM52 149V150H51ZM67 149V148H66ZM70 149H71V145H70ZM184 149V148H183ZM187 148H185V150H186ZM250 149V150H249ZM61 150V151H60ZM68 150V149H67ZM184 150V151H185ZM188 150V152H186L185 151V153L184 154H188L190 151V149H187ZM50 151V152H49ZM59 151V152H58ZM177 151V153H180V154H182V151L181 152H178V150H176ZM183 151V152H184ZM193 150H191V152H192ZM256 151V152H255ZM262 151V152H261ZM31 152V151H30ZM48 152V153H47ZM58 152V153H57ZM62 152V153H61ZM65 152V151H64ZM190 152V153H191ZM249 152V153H248ZM260 152H261V154H260ZM37 153V152H36ZM57 153V154H56ZM257 153V154H256ZM30 154V153H29ZM246 154V155H245ZM248 154V155H247ZM256 154V155H255ZM28 155V154H27ZM32 154H31V156H33ZM13 156H16V155H13ZM29 157H31L30 155H28ZM36 156V157H35ZM61 156H60V158H61ZM256 156H258V157H256ZM20 157V156H19ZM47 157V156H46ZM255 157V158H254ZM16 158H18V157H16ZM15 157H13V159H15V160H17ZM22 158V157H21ZM20 158V160L18 161V162H20V161H22L23 159H21ZM26 158H27V156H26ZM44 158V157H43ZM29 159V158H28ZM27 159V160H28ZM85 159V158H84ZM81 159V160H79V165H82V167H80L81 169H79V167L77 166V167H75V168H73L72 169V171H71V175L73 174V172H74V174H77L78 172L80 173V175L81 176H79V173H78V175H75L76 177H79L78 179H80L81 177H84V178H86V177H88L89 175L90 176H93V174H92V165H91V160H89V159ZM15 160H13V161H15ZM41 160H43V161H41ZM84 160V161H83ZM47 161V162H46ZM253 161V162H252ZM16 162V161H15ZM18 162H16L17 163V166H19L20 165V163H19V165H18ZM31 162H33V160L31 161ZM36 162V161H35ZM36 162V163H37ZM81 162H82V164H81ZM239 162V163H238ZM247 162V163H246ZM35 163V164H36ZM47 163V164H46ZM50 163V164H49ZM60 163V162H59ZM214 163V162H213ZM246 163V164H245ZM249 163V164H248ZM22 164V163H21ZM37 165V164H36ZM47 165V166H48ZM57 165V166H56ZM103 165H104V163L103 162H101V165H99L98 164V166L99 167H97V169H96V175L95 176H98V177H94L93 179H92V177L90 178V179H92V180H94V181H99L100 179L99 178H102L103 177V179L106 177V175H105V172H104V170H103ZM242 165H243V167H242ZM105 166V165H104ZM253 166V165H252ZM39 167V166H38ZM40 167H39V169H40ZM106 167V166H105ZM236 167L238 168V169H236ZM241 167V168H240ZM230 168L232 169V166H230ZM246 168V169H245ZM55 169V170H54ZM99 169V170H98ZM106 169V168H105ZM251 169V170H250ZM29 170V169H28ZM44 170V171H43ZM81 172H80V171ZM107 170V169H106ZM52 171V172H51ZM76 171V172H75ZM86 171V172H85ZM238 171H240V172H238ZM245 171V172H244ZM103 172V173H102ZM249 172H251V173H249ZM254 172V171H253ZM43 173V174H42ZM48 175H47V174ZM52 173V174H51ZM84 173V174H83ZM32 174V173H31ZM36 174V173H35ZM34 173H33V176L35 175ZM82 174L83 175H86V176H82ZM92 174V175H91ZM28 175H30V173L28 174ZM52 175V176H51ZM54 175V176H53ZM59 175H62L61 174V172L59 173ZM32 176V175H31ZM101 176V177H100ZM135 176H137V175H135ZM1 178H0V180L3 182L4 180H6V182H7V179H8V177H7V179H5V177L4 178H2L3 176H0ZM35 177H36V175H35ZM34 177V178H35ZM51 177V178H50ZM194 178V177H193ZM192 178V183L194 182V180H195V178L193 179ZM9 179H11V178H9ZM81 179H83V178H81ZM96 179V180H95ZM166 179H167V177H166ZM160 180V179H159ZM165 180V178H163L162 179V181H164ZM219 180V181H218ZM218 180H216V181H218L219 183H220V179H218ZM225 180V179H224ZM223 180V181H224ZM0 181V182H1ZM9 181H12V180H9ZM8 181V182H9ZM166 181V180H165ZM214 181L215 180H213L212 182L214 183ZM222 181V179H221V183L220 184H222V185H226V186H228V184H231V186H232V184L234 183L232 180V182L230 183V179H229V181H228V179H227V182L225 181V182H223ZM2 182L0 183V185L2 184ZM218 182H215L216 184H218L219 185V183ZM3 183H5V181L3 182ZM10 183V182H9ZM214 183V184H215ZM6 184V183H5ZM4 184V185H5ZM10 184H12L13 185V182H11ZM10 184H9V186L6 184L5 186H7L6 188H5V186H3L4 187V189L5 190H3V191H6L7 189H9L10 190V188L9 187H11L10 186ZM15 184V183H14ZM217 185V190L220 192L222 189L220 188V187H222L221 185H219L218 186ZM13 186H14V189H13ZM11 188L13 189V190H15V188H17V187H15V186H17V184L16 185H13ZM230 186V185H229ZM3 187H2V189H3ZM221 189V190H220ZM12 190V191H13ZM17 190V189H16ZM15 190V191H16ZM2 191V192H3ZM223 191V190H222ZM221 191V192H222ZM6 192H8V191H6ZM3 194H5L6 195V193H4L3 192ZM2 194V195H3ZM0 195H1V193H0ZM1 195V196H2ZM7 196H8V194H7ZM3 197H5L6 198V196H4L3 195ZM23 199V200H22ZM22 199H17V202H19L20 204H17V202H14V201H11L10 200V205H9V203H7L8 204V207H9V209H10V216L11 217H13V218H11L12 219V221H14L15 219L17 220V218H18V216L20 215V210H21V207H23V205H24V209H25V211H27V212H30V214L34 217V214L37 216L38 214H40V207L36 204V203H34V202H29L28 200V202L26 201V200H24V198H22ZM8 200V199H7ZM9 201V200H8ZM19 205H22V206H19ZM247 205V206H246ZM251 204H245L244 205V207L245 208H243V211L245 212V213H248V214H250V216L248 217L249 219H248V223H247V228H246V230L245 231H242V232H244V234H242V232H240V234L241 235H238V236H243L241 239H240V237H239V240H236V244H235V246H236V248L235 249H238V250H236V251H244L246 248H247V246H248V244L247 243H249V240L250 239H253V238H256V240L258 239L259 241L258 242H263L264 241V238H262V237H264V220H263V218H264V207H261V209L262 210H259V208L257 207V205H256V208H255V205L253 204V205H251L252 207H250V208H248V206H250ZM14 206V207H13ZM264 206V205H263ZM15 207H17V208H15ZM18 207H19V209H18ZM246 207H247V209H246ZM39 208V209H38ZM38 213V214H37ZM167 214H165V215H168V214H170L171 215V213L172 212H170V213H168V212H166ZM262 214V215H261ZM13 215V216H12ZM18 215V216H17ZM169 215V216H170ZM14 216H15V219H14ZM17 217V218H16ZM165 217H168V216H165ZM255 217V218H254ZM262 217V218H261ZM14 219V220H13ZM198 219H190V221H189V228H188V235H189V240L192 242V243H197L198 245H199V243H200V246H202V244L204 243V241H206L204 238H206L205 237V234L206 233H204L203 234V232H197V231H200V229L199 228H202L203 227V225H204V221H203V224H202V221H201V219H200V222L201 223H199V225H200V227L199 228H196V226H194L195 224H197L198 225V221H197ZM250 220H252L253 221V223H252V221H251V223H250ZM249 224V225H248ZM254 224V225H253ZM259 224V225H258ZM252 225V226H251ZM213 227H214V225H212ZM212 226H210L209 227V229L211 228V232L209 231L208 232V230H207V235H208V233H210L209 235H208V238H211V236H214L215 235V233H213V232H216L217 230H219V229H217V230H215L216 229V227L215 228H212ZM251 226V227H250ZM257 226V227H256ZM191 227H193V228H195V230H192V228ZM253 228V229H252ZM257 228V229H256ZM260 228V229H259ZM196 229H198V230H196ZM248 229V230H247ZM254 230V231H253ZM257 230V231H256ZM261 230H262V232H261ZM195 231V235H194V232ZM248 231V232H247ZM250 231V232H249ZM192 232V233H191ZM246 232V233H245ZM252 232V233H251ZM255 232V233H254ZM260 232V233H259ZM217 234V236L219 237V235L222 237V233L219 231H217L216 232ZM221 233V234H220ZM250 233V234H249ZM260 235H259V234ZM192 234V235H191ZM225 234V233H224ZM238 234H239V232H238ZM254 234V235H253ZM261 234H263L262 236H261ZM193 236L194 235V237L192 238L191 236ZM225 235H228V234H225ZM225 235H223V237L225 238L226 236ZM247 235H248V237H247ZM258 235V236H257ZM198 236V237H197ZM202 236V237H201ZM210 236V237H209ZM237 236V237H238ZM253 236H255V237H253ZM198 238V239H196V238ZM214 237H216V236H214ZM213 237V238H214ZM217 237V238H218ZM220 237V238H221ZM222 237V238H223ZM231 237H233V236H231ZM250 237H253V238H250ZM260 237V238H259ZM192 238V239H191ZM207 238V239H208ZM221 238V239H222ZM236 238V237H235ZM200 239H201V241H200ZM202 239H204V241L202 240ZM196 240H198V242L196 241ZM241 240H242V242H244L245 241V243H243V244H241L242 242H241ZM240 241V242H239ZM248 241V242H247ZM203 242V243H202ZM223 242V241H222ZM202 243V244H201ZM225 243H223V245H224ZM246 246H245V245ZM243 245V246H242ZM240 246V247H239ZM241 246L243 247V249L241 248ZM66 249L65 250H67V252H70V253H72V254H74V252H73V250H69L70 248L68 247V246H64ZM224 249L226 248V246L224 245V247H223ZM228 249V248H227ZM226 249V250H227ZM72 251V252H71ZM227 252V251H226ZM260 253H262V252H260ZM80 258V260L82 261V262H84V260H82V258L81 257H79ZM85 262H86V260H85Z\"/></svg>", "mask_w": 264, "mask_h": 264}]
</instances>
